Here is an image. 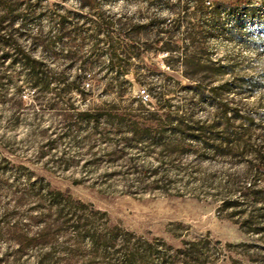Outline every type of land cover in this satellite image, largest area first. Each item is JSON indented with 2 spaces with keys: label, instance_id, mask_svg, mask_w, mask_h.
<instances>
[{
  "label": "rangeland",
  "instance_id": "1",
  "mask_svg": "<svg viewBox=\"0 0 264 264\" xmlns=\"http://www.w3.org/2000/svg\"><path fill=\"white\" fill-rule=\"evenodd\" d=\"M203 2L239 31L188 0H0V264H264L263 0ZM102 21L139 58L112 66Z\"/></svg>",
  "mask_w": 264,
  "mask_h": 264
},
{
  "label": "trees",
  "instance_id": "2",
  "mask_svg": "<svg viewBox=\"0 0 264 264\" xmlns=\"http://www.w3.org/2000/svg\"><path fill=\"white\" fill-rule=\"evenodd\" d=\"M189 1L195 2V12L192 13L193 18L195 19V24H191V22H188L189 26L192 27H207V26H213L215 24H222V23H228L233 22L234 28H237L239 31L241 24H242V16L241 13L238 10H240V6L236 5H227L220 2H217L214 4L213 7H207L204 5L203 0H188V6L187 9L190 8ZM264 5V0L262 2ZM253 8V7H252ZM186 9V10H187ZM260 19L261 23L264 25V17H261ZM97 27L100 30L106 31L108 34L106 36V40H97L98 43H107L108 45V55H109V61L112 66L119 65L122 58H119L121 55L122 57L127 58L130 60L131 58H139V55L136 54L135 50L137 49L134 47L133 41L130 45L129 43L124 44L122 39H119L118 41H114L110 36L109 33L111 29L114 27L113 22H99L97 23ZM9 40L5 36H0V43L1 45H7ZM184 42H188L186 38H184ZM15 49L16 55L20 56L21 59L17 60L19 64H21L23 67H25L28 71L36 72V65L35 61H31L28 57H23L24 54L19 49ZM23 58V59H22ZM50 79L48 75L46 76V80ZM264 159V156H260V160ZM119 264H138L140 263L138 258L136 257V254L127 251L126 253L122 254L119 258Z\"/></svg>",
  "mask_w": 264,
  "mask_h": 264
},
{
  "label": "built area",
  "instance_id": "3",
  "mask_svg": "<svg viewBox=\"0 0 264 264\" xmlns=\"http://www.w3.org/2000/svg\"><path fill=\"white\" fill-rule=\"evenodd\" d=\"M142 99L144 100H147L148 99V93L145 89H143L141 92H140V95H139Z\"/></svg>",
  "mask_w": 264,
  "mask_h": 264
}]
</instances>
